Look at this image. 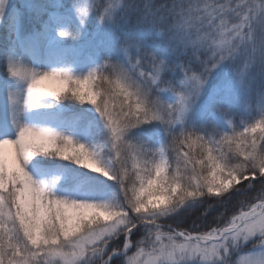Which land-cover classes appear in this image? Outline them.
Returning a JSON list of instances; mask_svg holds the SVG:
<instances>
[{
    "label": "snow or ice",
    "instance_id": "1",
    "mask_svg": "<svg viewBox=\"0 0 264 264\" xmlns=\"http://www.w3.org/2000/svg\"><path fill=\"white\" fill-rule=\"evenodd\" d=\"M0 33V264H264V0H0Z\"/></svg>",
    "mask_w": 264,
    "mask_h": 264
},
{
    "label": "trees",
    "instance_id": "2",
    "mask_svg": "<svg viewBox=\"0 0 264 264\" xmlns=\"http://www.w3.org/2000/svg\"><path fill=\"white\" fill-rule=\"evenodd\" d=\"M21 2V0H12V3L14 4H19ZM0 35H2V33H0Z\"/></svg>",
    "mask_w": 264,
    "mask_h": 264
},
{
    "label": "rangeland",
    "instance_id": "3",
    "mask_svg": "<svg viewBox=\"0 0 264 264\" xmlns=\"http://www.w3.org/2000/svg\"><path fill=\"white\" fill-rule=\"evenodd\" d=\"M10 2H12V0H10ZM133 251H134V249H133ZM129 254H131V253H129Z\"/></svg>",
    "mask_w": 264,
    "mask_h": 264
}]
</instances>
